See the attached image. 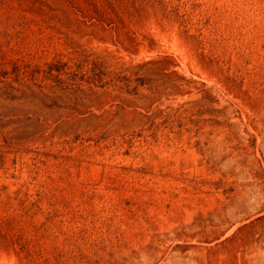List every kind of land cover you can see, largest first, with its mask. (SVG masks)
Instances as JSON below:
<instances>
[{
	"label": "rangeland",
	"instance_id": "374dc122",
	"mask_svg": "<svg viewBox=\"0 0 264 264\" xmlns=\"http://www.w3.org/2000/svg\"><path fill=\"white\" fill-rule=\"evenodd\" d=\"M0 264H264V0H0Z\"/></svg>",
	"mask_w": 264,
	"mask_h": 264
}]
</instances>
